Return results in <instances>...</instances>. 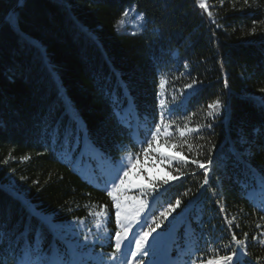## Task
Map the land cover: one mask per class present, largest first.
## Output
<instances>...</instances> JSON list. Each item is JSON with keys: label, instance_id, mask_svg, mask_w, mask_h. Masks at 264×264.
Masks as SVG:
<instances>
[{"label": "trees", "instance_id": "1", "mask_svg": "<svg viewBox=\"0 0 264 264\" xmlns=\"http://www.w3.org/2000/svg\"><path fill=\"white\" fill-rule=\"evenodd\" d=\"M18 3L0 0V264H20L25 254L33 264L107 260L120 229L105 183L122 158L138 154L131 175L146 185L180 177L149 221L181 200L138 264L156 263L160 241L169 264H207L237 250L233 233L245 240L240 264H264V0H204L207 10L197 0ZM130 8L144 14L137 31L120 29ZM14 13L17 25L5 20ZM217 99L226 108L213 119L208 105ZM162 114L169 136L162 130L145 155L147 140L134 141ZM55 128L62 147L53 154L46 133ZM186 128L194 131L181 137ZM210 150L215 162L201 188L204 172L190 161L206 162ZM161 152L189 163L169 167ZM123 195L143 198L138 188ZM147 228L130 231L131 249Z\"/></svg>", "mask_w": 264, "mask_h": 264}, {"label": "snow or ice", "instance_id": "2", "mask_svg": "<svg viewBox=\"0 0 264 264\" xmlns=\"http://www.w3.org/2000/svg\"><path fill=\"white\" fill-rule=\"evenodd\" d=\"M197 2L199 3L201 9L207 10L204 0H197ZM19 3L23 5L25 3V0H19ZM208 14L210 17L212 16L211 12H209ZM123 15L126 16L127 11ZM139 15L140 18H143L144 16L143 13H140ZM8 20L10 24L13 25L18 24V16L15 13L9 16ZM120 23L122 24L123 21H121ZM133 35H135V33H133ZM164 83H165L164 80H161L160 86L163 87ZM197 83L198 82L194 79L192 81V84L185 85V87L191 89ZM225 87H227V81H225ZM261 91L264 92V89H261ZM174 107L175 106L170 107L168 109L169 115L174 110ZM222 107L226 108V105H222L219 99H217L212 103H209L208 105L209 111L207 115L215 119L216 115L220 113ZM164 119H165L164 115L162 114L160 117V122L155 124V130H152L150 123H147L145 127L144 136L137 137L135 139L134 142L139 145H143L145 140H147V147L143 148V152L145 155L148 154L149 149H152L153 141L158 140L162 130L165 137L169 136L168 133L169 125L164 123ZM213 126L214 125L210 123L207 125H201V128L206 127L211 129ZM177 131H179L181 137H184L185 131L193 132L194 130L191 128H186V129H177ZM149 132L151 134L150 139L147 138V134ZM73 134L74 133L72 130L66 129L63 135V139L67 140L69 149L71 148V143H72L71 137ZM46 135L49 136V141L46 144V150L51 151L53 154H56L57 146L60 145L62 147V140L59 129L55 128L50 133H46ZM164 143L168 144L170 143V140L166 138L164 140ZM175 146L181 147V145H175ZM152 150L153 152L156 151L155 149ZM158 156L160 161L162 163H165L169 167H171L173 163L184 164V165L189 163L187 157L178 158L176 156L166 155L165 153L162 152L158 153ZM22 159H28V157H24ZM125 160L127 161V163H125ZM138 160H139V154L137 155L136 159H133L131 155H129L126 158H122L119 164L116 165V170L113 173L111 180L105 183V189L107 190V195L113 201V206L115 208L116 224L120 230L116 231L115 233L114 251L111 254H109L107 260L101 259L99 261V264H125L126 250L131 251V255L134 258H139L140 256L148 255V248L145 247V244L146 242H148L149 236L152 235L153 233H156L157 229H160L161 225L164 224L166 220H168L170 214L174 212V210L180 207L181 205V200L178 198L175 201V204L169 203L168 207L164 211L160 212L159 216H152L151 221H149L148 217L152 214L153 211H155L153 205L157 201L158 196L163 195L171 187H173V182L178 183L180 181V177L171 176V177H161L158 179L149 177V183L147 185H139V184L134 185L131 182L130 176L136 170ZM214 162H215V158L212 155L211 150L209 152V158L206 162H201L199 160L190 161L191 164L197 165L204 172V181L203 184H201L200 186L201 188L209 184V178H210L209 174ZM5 163H7V160L5 161ZM121 170L123 172L122 175L120 174ZM176 171H180V169L177 168ZM183 175L184 173H181V176ZM108 183L111 184L110 188L108 187ZM130 188H138L143 198L123 195ZM220 210L221 212H224L223 205L220 206ZM96 215L101 216V213H96ZM104 215L110 218V213H108L107 211H105ZM173 219H175V217H173ZM169 223H171L170 220ZM227 223L229 229L231 230L232 221H227ZM145 224L148 225V228L146 230L139 231L138 235L134 236L135 249H131L128 243L129 231L131 230L133 233H136V230L143 229ZM153 224H155V227H152ZM96 227H100V221L97 222ZM245 237H247V233H245ZM232 239L235 245L237 246V250L233 251L232 254L227 256H220L215 259H208L207 264H240V257L247 255L246 251L245 252L240 251L241 246L245 245V240L237 239L235 233H233ZM253 239L256 240L257 237H253ZM260 243H264V241H260ZM29 249L31 251V245L29 246ZM29 264H31V262H29ZM42 264H44V262H42ZM53 264H73V262L56 261L53 262Z\"/></svg>", "mask_w": 264, "mask_h": 264}, {"label": "rangeland", "instance_id": "3", "mask_svg": "<svg viewBox=\"0 0 264 264\" xmlns=\"http://www.w3.org/2000/svg\"><path fill=\"white\" fill-rule=\"evenodd\" d=\"M140 15L137 14L133 8H130L127 10V15L124 16L123 18V23H120V29L121 30H128V31H137L139 29V23L138 21L140 20ZM82 169H86L85 166H82ZM131 182L132 184L136 185H146L145 182L141 179V178H135V176L131 175L130 176ZM109 186L111 187V184L109 183ZM131 189V188H130ZM137 189V188H136ZM129 196V195H127ZM98 222V221H97ZM97 222L94 223V227H96ZM96 228H102V226L100 227H96ZM131 231V230H130ZM129 231V234L131 233ZM89 239V238H88ZM114 244H115V237H114ZM161 244L157 243L154 248L156 249H160ZM131 251H126V260H125V264H137V262L135 261V259H132V255L130 254ZM78 253L80 254V252L78 251ZM151 255V253H149V256ZM85 256L86 258H90V261L92 260V258L94 257V253L92 252V250L86 251L85 252ZM146 258H143V260H145ZM165 259V255L163 253L159 254V264H161ZM133 261V262H132ZM142 261V260H141ZM85 263H89V261H85ZM146 264V262H145ZM147 264H152L151 262H148Z\"/></svg>", "mask_w": 264, "mask_h": 264}, {"label": "water", "instance_id": "4", "mask_svg": "<svg viewBox=\"0 0 264 264\" xmlns=\"http://www.w3.org/2000/svg\"><path fill=\"white\" fill-rule=\"evenodd\" d=\"M17 5H20V3H18ZM8 16H9V14L6 16V19H5V20H7V19H8Z\"/></svg>", "mask_w": 264, "mask_h": 264}]
</instances>
